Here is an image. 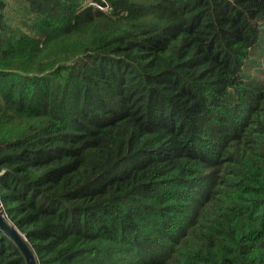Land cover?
Returning a JSON list of instances; mask_svg holds the SVG:
<instances>
[{
    "label": "trees",
    "instance_id": "16d2710c",
    "mask_svg": "<svg viewBox=\"0 0 264 264\" xmlns=\"http://www.w3.org/2000/svg\"><path fill=\"white\" fill-rule=\"evenodd\" d=\"M263 21L264 0H0V203L37 264H264V80L242 73ZM0 264H25L1 229Z\"/></svg>",
    "mask_w": 264,
    "mask_h": 264
},
{
    "label": "water",
    "instance_id": "95a60500",
    "mask_svg": "<svg viewBox=\"0 0 264 264\" xmlns=\"http://www.w3.org/2000/svg\"><path fill=\"white\" fill-rule=\"evenodd\" d=\"M0 229L16 244L23 254L25 264H37L36 256L25 235L11 223L0 203Z\"/></svg>",
    "mask_w": 264,
    "mask_h": 264
},
{
    "label": "rangeland",
    "instance_id": "374dc122",
    "mask_svg": "<svg viewBox=\"0 0 264 264\" xmlns=\"http://www.w3.org/2000/svg\"><path fill=\"white\" fill-rule=\"evenodd\" d=\"M264 52V21L261 25V34L258 41L252 48L250 56L246 59L245 65L242 67V73L244 75L254 72L260 66L258 74H255L254 79L262 81L264 80V57L261 53Z\"/></svg>",
    "mask_w": 264,
    "mask_h": 264
}]
</instances>
